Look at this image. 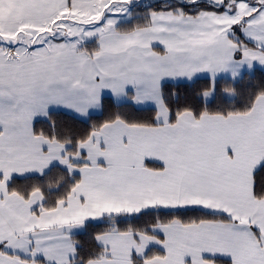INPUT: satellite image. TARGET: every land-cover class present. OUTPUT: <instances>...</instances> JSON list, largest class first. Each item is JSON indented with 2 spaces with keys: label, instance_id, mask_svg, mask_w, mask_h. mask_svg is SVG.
<instances>
[{
  "label": "snow or ice",
  "instance_id": "obj_1",
  "mask_svg": "<svg viewBox=\"0 0 264 264\" xmlns=\"http://www.w3.org/2000/svg\"><path fill=\"white\" fill-rule=\"evenodd\" d=\"M0 264H264V0H0Z\"/></svg>",
  "mask_w": 264,
  "mask_h": 264
},
{
  "label": "trees",
  "instance_id": "obj_2",
  "mask_svg": "<svg viewBox=\"0 0 264 264\" xmlns=\"http://www.w3.org/2000/svg\"><path fill=\"white\" fill-rule=\"evenodd\" d=\"M257 78H259V73H257ZM117 110L116 109V105L113 104L112 101H109V102H106V114H107V111H115ZM127 110V109H125ZM102 119V117L100 116H94L92 121H90V123H94V122H97L98 120Z\"/></svg>",
  "mask_w": 264,
  "mask_h": 264
},
{
  "label": "crops",
  "instance_id": "obj_3",
  "mask_svg": "<svg viewBox=\"0 0 264 264\" xmlns=\"http://www.w3.org/2000/svg\"><path fill=\"white\" fill-rule=\"evenodd\" d=\"M113 102V101H112ZM113 104H115L114 102H113Z\"/></svg>",
  "mask_w": 264,
  "mask_h": 264
}]
</instances>
